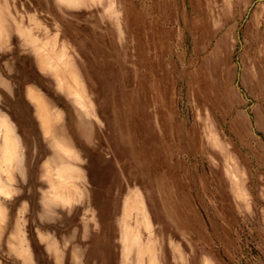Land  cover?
<instances>
[{
    "label": "rangeland",
    "instance_id": "obj_1",
    "mask_svg": "<svg viewBox=\"0 0 264 264\" xmlns=\"http://www.w3.org/2000/svg\"><path fill=\"white\" fill-rule=\"evenodd\" d=\"M0 264H264V0H0Z\"/></svg>",
    "mask_w": 264,
    "mask_h": 264
},
{
    "label": "bare ground",
    "instance_id": "obj_2",
    "mask_svg": "<svg viewBox=\"0 0 264 264\" xmlns=\"http://www.w3.org/2000/svg\"><path fill=\"white\" fill-rule=\"evenodd\" d=\"M76 94H77V93H76ZM76 94H75V95H76ZM81 98H82L81 95H79V94L76 95V100H78L79 103H80V102L83 103L82 100H81ZM84 105H86V104L83 103V106H84ZM129 204H130V203H129ZM144 221H145V220H144Z\"/></svg>",
    "mask_w": 264,
    "mask_h": 264
}]
</instances>
